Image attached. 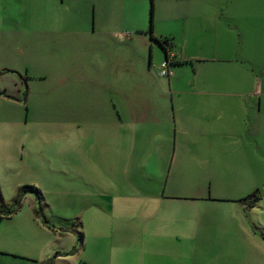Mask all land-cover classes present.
<instances>
[{"label":"crops","instance_id":"crops-1","mask_svg":"<svg viewBox=\"0 0 264 264\" xmlns=\"http://www.w3.org/2000/svg\"><path fill=\"white\" fill-rule=\"evenodd\" d=\"M9 1L0 0V111L8 103L2 78L11 68V30H20L23 54L65 37L75 73L67 117L32 115L24 125L0 116V192L12 201L21 185L6 199L5 174L20 152L31 160L44 151L49 124L52 150L41 159L57 172L54 183L66 186V200L83 209L82 219L62 218L77 221L75 228H50L21 206L0 217V264H199L207 252L211 264H236L240 253L237 264H264V0H153L151 28L96 21L95 3L92 24L73 16L52 23L42 10L54 0H24L28 21L8 28ZM74 4L63 9L71 15ZM161 37L170 38L176 58L167 77L158 71ZM94 39L112 51L126 40L136 57L148 47L156 79L123 100V72L111 65L119 53L102 59L88 46ZM14 121L19 143L8 132ZM254 190L252 203L243 199ZM70 230L77 249L47 247Z\"/></svg>","mask_w":264,"mask_h":264},{"label":"rangeland","instance_id":"rangeland-1","mask_svg":"<svg viewBox=\"0 0 264 264\" xmlns=\"http://www.w3.org/2000/svg\"><path fill=\"white\" fill-rule=\"evenodd\" d=\"M67 1L70 0H54L52 4H47L42 10L44 19L59 24L67 22L68 16H73V22H90L92 24L94 21L95 3L96 21L103 23L121 21L128 26L147 23L149 25L151 0H74L75 4L71 6L74 12L71 15L63 9V7L66 8ZM9 2L11 10L9 8L4 13L5 18L3 23L5 26L7 24L8 28H19L28 21L27 12L21 10L24 0H10ZM112 11H116L117 14H112ZM19 34L20 30H11L13 39L11 38L10 46L8 44L11 51L8 62L11 68L9 69L10 73H6L7 75L2 78V81L7 84L6 91L8 96L5 100L8 103L5 112L3 110L0 111V116L17 117L20 119L19 124L24 125H29L32 115H41L44 119H63L67 117L68 108L66 106L69 102L67 86L71 85L69 80L73 77L69 72L75 73L74 67L69 66L68 63V59L70 58L68 57L70 55L69 52H72L70 44H66L65 37H57L58 39L55 38L46 41L43 45H37L38 48L33 47V45L28 46L23 54L22 50L27 47V44L25 41L17 38ZM74 41L76 42V40ZM98 41L94 39L88 46L92 51L95 49L99 55L103 56L102 59H112L113 51L119 53V58L115 62H112L111 65L117 63V67H121L123 72V100L130 99V92L133 93L132 90L137 85L151 84L150 80L156 79V68L152 69L149 66L151 52L148 47L143 49L141 57H136L137 53L132 50L131 43L126 40L117 47H113V51L111 50L112 46H109L110 42H107V46H104ZM20 43L23 44L21 45ZM72 47H74L73 44ZM79 47L76 45L77 49ZM85 47L86 45H81L79 52L83 51ZM18 49L21 50L22 55L19 53L16 56L19 52ZM152 56H155V53H152ZM2 61L0 59V63ZM49 127V124L47 126L44 125V138L41 143L44 151L41 154H35L29 160L25 153L23 155H21V152L20 154L17 153L19 156L15 160L12 172L5 174L6 182L4 183L2 193L6 196V199H9L15 193L18 182V185L25 183L34 184L41 191L43 201H39L35 193L28 191L20 195L21 207L19 211L34 213L35 209L40 208L42 213L38 212L37 217L46 223L47 226L54 225L59 227L57 225L62 223L64 225L70 224L75 226L70 220L65 221L62 218L76 219L77 214L81 216L80 212L83 209V205L71 204L66 200V189L62 188L66 186L59 187L54 183L53 178L57 177V172L54 173L51 170L48 161L46 165L41 159V155L45 159L49 157L52 150ZM65 128L66 126L63 125V129ZM8 132H10L12 141L20 142L19 135L22 133V130L18 125H15V121L11 128L9 127ZM259 190L263 191L262 189ZM61 196L63 199H60ZM16 206L17 204L12 202L11 207ZM33 207L34 210L32 209ZM43 216H45L46 221L43 220ZM80 218L82 219V216ZM76 228L81 229L82 226ZM47 244V247L53 245L70 247L75 245L77 249V233H73L70 230L68 233L60 234L58 240L49 241ZM74 254L75 257L79 256L77 251ZM244 255L242 253L236 254L234 263H241ZM197 259V263L199 264H211L213 258H211L210 252H207L201 254ZM80 264L83 263L80 262Z\"/></svg>","mask_w":264,"mask_h":264},{"label":"trees","instance_id":"trees-1","mask_svg":"<svg viewBox=\"0 0 264 264\" xmlns=\"http://www.w3.org/2000/svg\"><path fill=\"white\" fill-rule=\"evenodd\" d=\"M151 2V5H150V17H149V23H150V28H151V24H152V19H153V0L150 1ZM155 40L162 46V48L164 49L165 51V56L164 58H167L169 59V69L171 70L170 66L171 64L175 63L176 62V58H175V55L174 53L172 52L171 48H172V43H171V40L169 37H161V38H155ZM172 52L173 56H170L169 54ZM163 58V59H164ZM162 59V60H163ZM159 71V70H158ZM163 76V75H162ZM167 77V76H166ZM33 192L36 194L37 198L39 201H43V198H42V194H41V191L39 190V188L37 186H35L34 184H22L16 194L13 196L12 198V201L11 202H5L3 197H2V194L0 192V217L2 216H6V215H9L13 212H15L19 207H20V204H21V198H20V195L21 194H24L26 192ZM258 196V190H254L252 193H250L248 196L244 197L243 199H249V203H252L253 200H255ZM12 202L14 204H17L16 207H11L12 205ZM36 212V213H35ZM35 214L38 216V212L42 213L41 209L40 208H37L35 209ZM43 220L46 221V218L45 216H43ZM77 221L73 222L74 224L76 223ZM72 223V224H73ZM49 225V224H48ZM51 228H56V226L54 225H50ZM49 226V227H50ZM64 230H66L67 228H63ZM261 235L263 236V232H261ZM78 236H79V244H81V239H82V232L79 231L78 232Z\"/></svg>","mask_w":264,"mask_h":264},{"label":"built area","instance_id":"built-area-1","mask_svg":"<svg viewBox=\"0 0 264 264\" xmlns=\"http://www.w3.org/2000/svg\"><path fill=\"white\" fill-rule=\"evenodd\" d=\"M169 55L173 56L172 52ZM159 73L163 76H170L172 74V71L169 69V59L164 58L161 60L159 64Z\"/></svg>","mask_w":264,"mask_h":264}]
</instances>
